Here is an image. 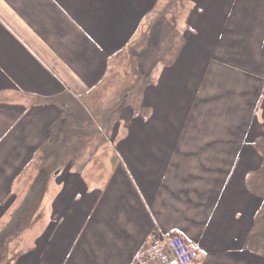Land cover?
<instances>
[{
  "label": "crops",
  "instance_id": "crops-1",
  "mask_svg": "<svg viewBox=\"0 0 264 264\" xmlns=\"http://www.w3.org/2000/svg\"><path fill=\"white\" fill-rule=\"evenodd\" d=\"M167 6L0 0V264H264V0Z\"/></svg>",
  "mask_w": 264,
  "mask_h": 264
},
{
  "label": "built area",
  "instance_id": "built-area-1",
  "mask_svg": "<svg viewBox=\"0 0 264 264\" xmlns=\"http://www.w3.org/2000/svg\"><path fill=\"white\" fill-rule=\"evenodd\" d=\"M198 252L186 238L174 232L157 233L149 237L148 243L136 254L135 262L147 264H194Z\"/></svg>",
  "mask_w": 264,
  "mask_h": 264
},
{
  "label": "rangeland",
  "instance_id": "rangeland-1",
  "mask_svg": "<svg viewBox=\"0 0 264 264\" xmlns=\"http://www.w3.org/2000/svg\"><path fill=\"white\" fill-rule=\"evenodd\" d=\"M186 2L187 0H168V19H175L177 20V17L181 15L182 13V10H184V8H186ZM151 47H153V45H150ZM151 49V48H150ZM146 50H143L142 52L139 51V53H137V57L140 59V60H143V58H148L150 55H149V50H147V52L145 53ZM162 49L160 50L159 54L161 53ZM139 60V61H140ZM153 60V59H152ZM138 65L142 66L141 69L143 68V61L142 63L140 64H137V58H135V62L133 63H129V66H128V71L129 72H136V75L137 73L139 72L138 71ZM146 66V65H145ZM133 77V76H131ZM130 77V78H131ZM124 83H121V85H123ZM120 85V86H121ZM42 225H35V224H31V223H25L23 225V232L25 234V239L24 240H18L17 242L19 243H23L26 245L30 244L32 242V240L30 239L32 234L34 233H38L39 231L42 230Z\"/></svg>",
  "mask_w": 264,
  "mask_h": 264
},
{
  "label": "trees",
  "instance_id": "trees-1",
  "mask_svg": "<svg viewBox=\"0 0 264 264\" xmlns=\"http://www.w3.org/2000/svg\"><path fill=\"white\" fill-rule=\"evenodd\" d=\"M167 33L165 34V35H167V36H170L171 34H173V33H171L170 31H166ZM173 36H174V34H173ZM164 39V38H163ZM160 47H152L150 50H149V55H153V56H159L158 54H159V52H160Z\"/></svg>",
  "mask_w": 264,
  "mask_h": 264
}]
</instances>
